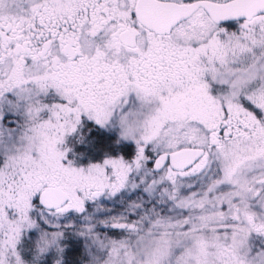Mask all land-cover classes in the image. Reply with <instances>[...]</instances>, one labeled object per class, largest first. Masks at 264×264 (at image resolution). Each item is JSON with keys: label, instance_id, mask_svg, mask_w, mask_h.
<instances>
[{"label": "snow or ice", "instance_id": "6c2138e0", "mask_svg": "<svg viewBox=\"0 0 264 264\" xmlns=\"http://www.w3.org/2000/svg\"><path fill=\"white\" fill-rule=\"evenodd\" d=\"M0 264H264V0H0Z\"/></svg>", "mask_w": 264, "mask_h": 264}]
</instances>
